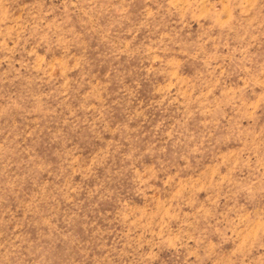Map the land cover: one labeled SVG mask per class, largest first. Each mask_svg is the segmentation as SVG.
<instances>
[{"label":"rangeland","instance_id":"1","mask_svg":"<svg viewBox=\"0 0 264 264\" xmlns=\"http://www.w3.org/2000/svg\"><path fill=\"white\" fill-rule=\"evenodd\" d=\"M0 264H264V0H0Z\"/></svg>","mask_w":264,"mask_h":264}]
</instances>
